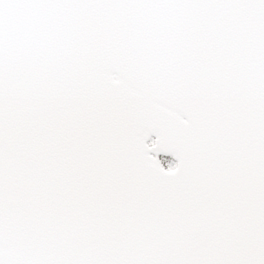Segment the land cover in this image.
<instances>
[{"label": "snow or ice", "instance_id": "obj_1", "mask_svg": "<svg viewBox=\"0 0 264 264\" xmlns=\"http://www.w3.org/2000/svg\"><path fill=\"white\" fill-rule=\"evenodd\" d=\"M0 264H264V0H0Z\"/></svg>", "mask_w": 264, "mask_h": 264}]
</instances>
